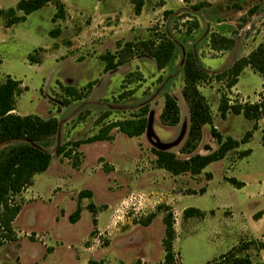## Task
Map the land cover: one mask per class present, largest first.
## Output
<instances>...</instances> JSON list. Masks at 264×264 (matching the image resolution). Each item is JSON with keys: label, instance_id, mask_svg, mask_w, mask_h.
Masks as SVG:
<instances>
[{"label": "rangeland", "instance_id": "1", "mask_svg": "<svg viewBox=\"0 0 264 264\" xmlns=\"http://www.w3.org/2000/svg\"><path fill=\"white\" fill-rule=\"evenodd\" d=\"M20 1L0 0V11L15 9ZM55 1L11 28L6 27L8 17L0 14V85L8 76L22 83L18 115L59 121L58 134L47 144L36 145L53 159L50 168L36 175L34 185L17 198L23 203L13 224L18 240L0 248V264H88L91 260L165 264L166 210H158L161 206L174 215L176 264H210L241 245L249 249L239 256L264 264V118L255 129L256 122L243 115L228 114L223 119L218 110L222 94L231 104L257 103L264 95V79L257 72L245 69L231 91L226 81L201 86L211 107L212 126L224 139L240 143L251 132L247 143L196 177L157 169L152 153L154 148L165 149L186 158L180 153L190 126L181 93L186 53L193 51L212 77L224 73L264 44V1L145 0L141 14L136 15L133 0H59L64 18L53 22L58 12ZM194 6L201 8L196 11ZM255 6L256 14L249 17ZM197 22L199 28L189 35L188 29ZM57 30L58 36L51 35ZM154 34H165L176 44L174 58L164 70L148 57H137L104 72L100 57L115 52L118 42L148 40ZM213 36L233 44L213 50ZM30 55L42 63L31 64ZM92 83L96 84L91 89ZM62 86L73 87L74 94L82 97L65 95ZM127 91L134 94L121 100L120 94ZM165 94L175 96L180 105L181 121L176 127L160 123ZM145 107L149 127L143 136L130 138L115 129L113 141L83 144L79 169L57 156L58 147L92 137L101 127L131 119ZM212 126L204 127L196 153L209 154L206 145L217 150ZM5 146L1 144L0 149ZM245 151L251 154L239 158ZM231 179L244 187L238 188ZM84 191H90L92 198L80 200ZM132 195H144L146 200L142 196L136 206L135 201L125 204ZM79 203L81 218L73 223L70 217ZM189 208L199 209L204 218H184ZM153 214L150 225L141 223ZM95 219L102 234L98 231L93 236Z\"/></svg>", "mask_w": 264, "mask_h": 264}, {"label": "trees", "instance_id": "2", "mask_svg": "<svg viewBox=\"0 0 264 264\" xmlns=\"http://www.w3.org/2000/svg\"><path fill=\"white\" fill-rule=\"evenodd\" d=\"M53 0H22L15 9L8 11H0V14H5L8 17L6 27L25 22L31 14L43 9ZM264 1V0H261ZM57 13L53 19L56 22L64 18V5L55 1ZM135 13L140 15L144 7L145 0H133ZM194 10L199 11L200 6H194ZM258 7L255 6L248 12V16L252 17L256 14ZM21 13L22 15H17ZM199 23H195L193 27L188 29V34L192 33L193 29H198ZM59 31L51 32V35L58 36ZM233 44L232 40L223 37L213 36L211 39V47L213 50H222L226 45ZM176 44L169 39L165 34H154L148 40H136L134 42L117 43L115 52H107L100 57V60L105 64L104 72L109 73L126 65L137 57H148L152 59L157 69L164 70L174 58ZM31 64H41L42 59H35L32 55L29 56ZM251 68L264 79V44L259 45L248 56L237 60L233 66L224 73L217 74L212 77L199 63L196 54L193 51L186 53L183 64L184 87L182 89V97L189 109L190 126L188 136L180 153L186 158H181L175 152L165 149H152L155 156V167L160 170H165L173 176H181L190 174L191 176H199L212 163L221 161L227 155L237 150L241 143H247L252 138V133L249 132L243 138L241 143L233 138L224 139V137L213 127V116L211 107L207 98L201 91V86L210 83L213 80L219 82L226 81V88L231 91L239 82L240 76L245 69ZM133 73L128 75L132 77ZM21 82L16 81L11 76H8L3 84L0 85V145L7 144L0 149V248L16 242L18 234L14 229V222L22 211V202H18L17 198L30 189L34 185V178L38 174L46 172L51 165L53 156L36 146L38 144H47L59 132V121L56 118L43 119L39 116L18 115L16 111L17 98L21 95ZM96 83L90 84L92 89ZM65 95H72L77 99L81 95H75L73 87L61 88ZM134 94L133 91H127L120 94L119 98L125 100ZM72 98V99H75ZM68 106L70 102L64 101ZM219 113L221 118L226 119L228 114L243 115L246 119L256 122L255 129L258 128V123L264 118V95L257 103H236L231 104L230 99L226 94H222L219 104ZM148 108L145 107L141 113L134 115L131 119L115 121L101 127L97 134L88 137L84 140L70 141L65 145L58 147L57 156L69 159L72 162L74 169H79L82 163L83 154L79 151L83 144H91L96 142L113 141L112 132L116 129L120 133L125 134L130 138H138L143 136L148 129L149 120L147 118ZM102 120V118L100 119ZM99 120V123H100ZM160 123L167 127H176L181 121V108L175 96L165 94L164 106L159 116ZM212 126L211 137L217 143V150H212L206 145L205 150L209 154L203 155L196 153L199 149L205 126ZM21 141L20 143L12 144L13 142ZM251 151L241 152L239 158L247 157ZM104 165V163H103ZM105 166H107L105 164ZM108 169H111L108 167ZM231 183L238 188H243L244 184L230 180ZM205 189L201 191L205 193ZM93 194L90 191H84L79 194V199L89 197ZM89 208L94 211L93 206ZM166 210V215L163 219L165 225V237L163 239V248L165 250V264H176V253L174 250V242L176 241L177 233L175 229V219L173 213L168 207L161 206L158 210ZM82 206H79L76 212L70 217V221L76 223L81 218ZM205 214L199 209L189 208L184 211V218H204ZM156 214L141 222L148 226ZM262 215L258 219H260ZM97 227V219L94 220ZM97 233H93V236ZM248 245L235 247L229 252L221 255L217 260L210 264H252L249 257L239 256L242 252L248 250ZM88 264H101L97 261H89Z\"/></svg>", "mask_w": 264, "mask_h": 264}, {"label": "built area", "instance_id": "3", "mask_svg": "<svg viewBox=\"0 0 264 264\" xmlns=\"http://www.w3.org/2000/svg\"><path fill=\"white\" fill-rule=\"evenodd\" d=\"M142 196H144V195H141V196H136V195H132L131 197H130V199L129 200H127L126 202H125V204H128L129 205V201H131L132 202V204H134L133 202L135 201V206L137 205V202H138V200H139V198H141ZM143 198V200H146V198H145V196L144 197H142ZM145 198V199H144ZM128 202V203H127ZM128 205H127V208H128ZM133 206V205H132ZM135 206H134V208H135ZM132 208V207H131ZM133 209V208H132ZM131 210V209H130ZM135 210V209H134Z\"/></svg>", "mask_w": 264, "mask_h": 264}, {"label": "crops", "instance_id": "4", "mask_svg": "<svg viewBox=\"0 0 264 264\" xmlns=\"http://www.w3.org/2000/svg\"><path fill=\"white\" fill-rule=\"evenodd\" d=\"M16 112V111H15ZM262 218H260V220H261ZM98 221V220H97ZM97 232L99 231L100 232V226H99V221H98V223H97ZM102 233L100 232V234L99 235H101ZM91 249H93V248H89V250H91ZM146 262L145 261H142V264H145Z\"/></svg>", "mask_w": 264, "mask_h": 264}, {"label": "water", "instance_id": "5", "mask_svg": "<svg viewBox=\"0 0 264 264\" xmlns=\"http://www.w3.org/2000/svg\"><path fill=\"white\" fill-rule=\"evenodd\" d=\"M149 127V126H148ZM148 130V129H147Z\"/></svg>", "mask_w": 264, "mask_h": 264}]
</instances>
